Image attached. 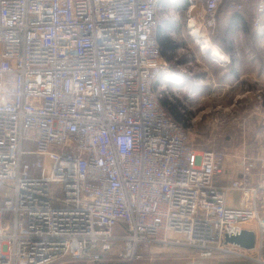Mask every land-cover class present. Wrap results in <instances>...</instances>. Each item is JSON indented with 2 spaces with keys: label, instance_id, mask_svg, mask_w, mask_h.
Wrapping results in <instances>:
<instances>
[{
  "label": "built area",
  "instance_id": "1",
  "mask_svg": "<svg viewBox=\"0 0 264 264\" xmlns=\"http://www.w3.org/2000/svg\"><path fill=\"white\" fill-rule=\"evenodd\" d=\"M161 1L0 0V264H135L154 247L264 264L252 164L241 158L239 177L218 185L227 155L195 149L160 102H174L157 89L172 74L156 38ZM223 1L204 0V19L191 4L202 49ZM253 28L264 35V0ZM245 230L254 249L226 244Z\"/></svg>",
  "mask_w": 264,
  "mask_h": 264
},
{
  "label": "rangeland",
  "instance_id": "2",
  "mask_svg": "<svg viewBox=\"0 0 264 264\" xmlns=\"http://www.w3.org/2000/svg\"><path fill=\"white\" fill-rule=\"evenodd\" d=\"M187 2L188 0H163L158 7L157 16L159 26H161V33L163 32L172 44L178 45L176 52L171 54L178 56V59L175 62V77L173 72L168 77L162 76L157 84V89L158 87H164L166 84L168 93L174 100V103L179 102L178 107L184 113V119L188 124L187 130L190 133V144L195 149L199 151L212 150L225 153L227 155V164L231 160H236L238 163L244 157L248 159V163H256V167L254 166L252 168V174L255 177L254 187L259 190L260 205L262 206V201H264V160L262 161L264 35L260 36L254 29L249 31L248 28L242 31L239 28L229 33L230 36L236 39V48H234L235 59L233 61V67L230 64L229 67L234 68L236 80L239 78V75L245 74V77L240 81V85L238 83L235 88L224 91V87L219 86L216 80L221 83H226V74H222L221 72L226 68L228 69V67L214 60L212 56V52L214 51L220 55L218 50L219 45L213 40V37L218 32L217 29H219L218 25L220 21L210 38L211 44L205 45L203 43V48L207 46L211 50L204 51L199 45V42H197L198 38H195V36L201 35L197 29H195L196 32L194 31L195 33L193 34L195 39L190 35V30L186 35L187 38L180 36V33H178L177 25L185 24L187 27L188 22L186 11L177 14V7L185 8L186 10V7L188 9L191 6V4L187 6ZM202 2L199 3V6L202 5ZM223 4L219 8V16L224 6ZM251 6L249 5L247 8ZM255 6L257 14L258 2ZM226 9L224 8L222 10ZM218 71L219 73H217ZM179 78H182L181 80L184 82L180 83ZM239 87L241 90H239ZM257 148H261L260 155L255 154L254 156L253 152ZM30 150L31 144L25 142L23 151ZM24 160L32 162L37 160V157H24ZM234 196L238 201V196ZM55 197L63 198V194L59 192ZM55 206L57 205L55 204ZM177 255L185 258H198L200 251L177 247H154L152 248L151 254L145 255L144 259L139 262L145 263L148 260L163 262L171 260V258ZM114 260L120 261L118 259ZM73 263L69 259H64L57 260L51 264Z\"/></svg>",
  "mask_w": 264,
  "mask_h": 264
},
{
  "label": "crops",
  "instance_id": "3",
  "mask_svg": "<svg viewBox=\"0 0 264 264\" xmlns=\"http://www.w3.org/2000/svg\"><path fill=\"white\" fill-rule=\"evenodd\" d=\"M202 0H188L187 2V6L189 4H194V9H193V16H197L199 19H204V8H205V4L204 2H202V5L199 6V2ZM259 2V0H253L252 2V6L250 8H247L245 9L244 11H241L239 13H236L235 11H232V10H221V13H220V16L218 19V22L220 21V24L218 25L219 26V29L221 31V34L224 32L225 30V35L222 34V39L220 38V41L217 45L218 46V50H219V53H220V57L218 54H216V52H212V56H213V59L218 61L220 64H225L228 69H224L222 70V74H226L225 75V81L226 83H221V82H218L216 80V77H215V80L217 83H219V86H222L224 87V91H228L232 88H235L236 85L239 83V85L241 84V80H243V78L245 77L243 75H237L239 78H237L236 80V73L234 72V68H230L229 67V64L232 66L233 64V61H234V48H236V39L233 37V36H230L229 33L231 32H234L236 31L237 29H241V31L243 29H246L248 28V24H247V14H246V11L248 10H252V7L254 8L253 11L255 12V15H256V6L255 4ZM191 7V6H190ZM190 7L187 9L186 7V10L185 8H179L177 7V14H179V12H185L186 11V15H187V22H188V11L190 9ZM176 8V7H175ZM222 22V24H221ZM170 24H175V23H170ZM177 28H178V33H180V36H183V37H186V35L188 34V31H189V27H188V23H187V27L186 25H177ZM252 29H254L252 27ZM249 30V28H248ZM187 38V37H186ZM221 42V43H220ZM177 45V44H176ZM185 47V46H184ZM208 47L205 46L203 49L206 50ZM178 49V45H177V48L172 51V52H168L166 54V56H162L163 57V60L171 67L172 69V72H173V75L175 77L176 73V67H175V62L177 61L178 59V56H173L171 54L175 53L176 50ZM219 73V71L217 72ZM179 75H182V74H179ZM178 75V76H179ZM215 76V75H214ZM241 77V78H240ZM182 78H179V81L180 83L181 82H184L183 80H181ZM214 81V80H213ZM165 86H167L165 84ZM239 90H241V88L239 87ZM263 115V114H262ZM260 152H261V148H257L256 151L253 152V155L255 156V154H258L260 155ZM245 155V154H243ZM262 161L264 160V116H262ZM250 158V156H249ZM251 159V158H250ZM241 160V159H240ZM252 161V159H251ZM233 163V164H232ZM227 162L225 163V174L223 175V177L219 178L218 179V185L220 186H226L228 185L229 181H232L233 179H236L237 177H239V175L241 174V171H242V165H241V161H239L238 163L235 161H232L229 162L227 165ZM256 167V163L255 164H252V167ZM231 170H233L231 172ZM253 181L255 182V177L253 176ZM234 195H237L238 198H239V193H236V192H230L229 193V196H228V203L230 206L232 207H241V203L240 201L237 199H235V196ZM181 255H177L173 258H171V260H168L170 261L169 264H256L255 262L253 261H250V260H232V259H225L223 257H217L216 259H213V260H205V259H200V258H185V257H180Z\"/></svg>",
  "mask_w": 264,
  "mask_h": 264
},
{
  "label": "trees",
  "instance_id": "4",
  "mask_svg": "<svg viewBox=\"0 0 264 264\" xmlns=\"http://www.w3.org/2000/svg\"><path fill=\"white\" fill-rule=\"evenodd\" d=\"M233 1L234 0H224L223 1V8H227V10H232V11H235L233 9ZM163 2V0L161 1ZM221 9V10H222ZM253 7H252V10H248L246 11V14H247V24H248V28H249V31H251L252 27H253V23H254V19H255V12L253 11ZM221 12V11H220ZM236 12V11H235ZM236 13H239L238 11ZM218 19H219V13H218ZM219 28V26H218ZM160 30V31H159ZM217 33H216V36L213 37V40L216 44L219 43L220 41V38L222 39V34L225 35V30L224 32L221 34V31L220 29H217ZM156 38H157V41H158V44H159V47H160V50H161V53H162V56H166V54L168 52H171L173 50H175L177 48V45L176 44H172L170 42V40L167 39V36L162 32L161 33V26H159L157 32H156ZM221 43V42H220ZM233 66V64H232ZM235 72V71H234ZM162 106L164 108H166V110L169 112V114L171 115V117L180 125H182L184 128L188 129V124L186 122V120L184 119L185 115L184 113L182 112V110L180 111L179 109V102H172L170 101L169 99L167 98H162L160 100ZM182 112V113H181ZM2 203L0 202V207H1ZM74 263L73 264H87L85 262H80V261H73ZM145 262V261H144ZM153 261H149L148 262H137L135 264H169L170 261H163V262H153ZM97 264H129L127 262H120V261H115V260H112V261H103L101 263H97Z\"/></svg>",
  "mask_w": 264,
  "mask_h": 264
},
{
  "label": "water",
  "instance_id": "5",
  "mask_svg": "<svg viewBox=\"0 0 264 264\" xmlns=\"http://www.w3.org/2000/svg\"><path fill=\"white\" fill-rule=\"evenodd\" d=\"M256 242V235L251 231H243L240 236L226 237V244L237 245L246 250L254 249Z\"/></svg>",
  "mask_w": 264,
  "mask_h": 264
},
{
  "label": "bare ground",
  "instance_id": "6",
  "mask_svg": "<svg viewBox=\"0 0 264 264\" xmlns=\"http://www.w3.org/2000/svg\"><path fill=\"white\" fill-rule=\"evenodd\" d=\"M198 31H199V30H198ZM195 32H196V31H195ZM195 32H194V33H195ZM194 33H193V34H194ZM197 33H198V32H197ZM199 33H200V32H199ZM196 37H197L198 39H202V38H201V35H197V36H195V38H196ZM204 44H205V43H204ZM205 45H206V44H205ZM219 57L221 58L220 55H219ZM221 59H223V58H221Z\"/></svg>",
  "mask_w": 264,
  "mask_h": 264
}]
</instances>
